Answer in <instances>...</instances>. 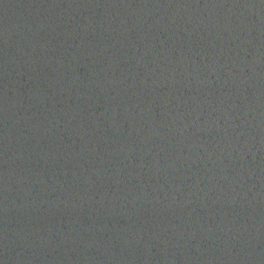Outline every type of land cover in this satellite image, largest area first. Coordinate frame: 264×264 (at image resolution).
<instances>
[{"label": "water", "instance_id": "1", "mask_svg": "<svg viewBox=\"0 0 264 264\" xmlns=\"http://www.w3.org/2000/svg\"><path fill=\"white\" fill-rule=\"evenodd\" d=\"M0 264H264V0H0Z\"/></svg>", "mask_w": 264, "mask_h": 264}]
</instances>
